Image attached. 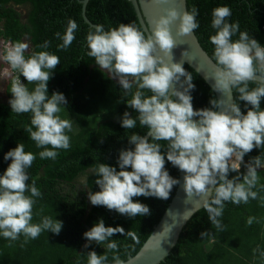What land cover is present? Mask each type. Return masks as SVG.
<instances>
[{
  "label": "clouds",
  "instance_id": "obj_1",
  "mask_svg": "<svg viewBox=\"0 0 264 264\" xmlns=\"http://www.w3.org/2000/svg\"><path fill=\"white\" fill-rule=\"evenodd\" d=\"M154 2L159 4L164 0ZM197 15L195 7L182 14L174 8L167 9L165 15L153 21L151 35L134 23H121L107 31L98 24L88 32L87 55L94 58L97 67L106 70L126 94L131 93L127 107L138 113L132 118L130 112L125 111L121 127L133 129L139 121L140 126L147 129L146 136L133 133L127 138L134 148L119 152V171L105 163L96 166L95 175L99 178L94 183L100 190L88 192V200L93 206H103L128 218L150 215L149 207L134 202L133 198H170L180 180L166 170V161L185 173L183 190L187 198L210 197L204 200L203 206L217 228L221 227L218 217L223 213L225 202L240 205L247 204L249 199H257L258 193L253 189L259 182L257 169L264 168V161L259 155L245 164L244 157L254 149H264V110H261L264 47L246 31H240L238 22H228L232 15L228 6L213 9L211 27L216 31L209 41L214 46L217 65L212 77L214 90L231 93L236 89L238 101L245 102L250 108L244 114L237 100L223 106L221 101L212 98L210 107L196 110L191 95L195 88L193 78L183 63L173 62L172 50L177 44L171 25L179 20L177 35H189L199 27ZM77 28L75 20L70 18L65 33L62 36L56 33L62 40L60 49H67L72 44ZM237 33L238 39L233 40ZM4 43L0 58L13 72L19 73L11 80L12 98L8 102L11 112L32 114L31 126H26L25 131L37 148L44 149L39 152L41 159L55 160L57 150L70 148V137L66 132L72 130V122L60 116L61 106L68 103L65 96L58 92L48 95L47 85L60 59L48 51H34L26 56L27 43ZM39 47L46 49L48 42ZM21 76L27 85H35L33 90L21 82ZM181 77H185L187 85L183 91L174 88ZM250 82L257 86L250 89ZM134 85L136 90L133 92ZM145 90L151 95H146ZM159 141L167 142L166 150L162 151ZM4 160L11 163L0 175V235L11 241L17 240L21 234L36 239L43 231L59 235L63 222L58 219L46 216L40 223H32L36 203L33 198L41 197V192L35 181L29 186L26 170L36 156L26 152L23 143H18L4 155ZM241 165L246 169L243 174ZM129 168L131 171L127 170ZM230 172L237 175L229 179ZM82 183H87V177ZM29 192L30 195H26ZM253 220L249 217L248 224L251 225ZM116 233L139 243L136 233H125L122 227H106L103 219L83 237L89 244L95 241L101 245ZM204 235L207 233L202 232L201 236ZM107 250L118 252L117 242H108ZM87 257V264H105L108 260L106 253L98 255L95 251L88 252ZM112 259L114 264H125L118 255H113Z\"/></svg>",
  "mask_w": 264,
  "mask_h": 264
},
{
  "label": "trees",
  "instance_id": "obj_2",
  "mask_svg": "<svg viewBox=\"0 0 264 264\" xmlns=\"http://www.w3.org/2000/svg\"><path fill=\"white\" fill-rule=\"evenodd\" d=\"M187 11L195 7L198 10L196 22L199 27L194 30L201 47L216 63L213 56L214 46L209 37L215 34L211 27L212 11L219 6H228L232 15L230 23H239L240 31H246L264 47V0H186ZM24 7L26 18L21 20L17 8ZM85 22L82 15V5L79 0H0V37L4 42H22L27 38L32 52L48 51L60 59L48 82V95L53 92L62 93L67 105L61 106V118L72 122V130L66 132L70 137V148L57 150L55 160L41 159L30 135L25 131L31 126V113L16 114L11 112L9 100L12 98L10 87L7 88V102H0V175H3L10 160L5 161L4 155L14 149L18 143H23L26 152H32L36 160L28 168V184L35 181L41 192V197H34L32 223H40L43 217L63 222L59 235L43 231L38 238H26L23 234L15 240L5 239L0 235V264H78L87 263V253L95 251L98 255L107 254L106 262L114 263L113 255H118L125 261L133 256L143 245L158 223L169 202L174 196V187L168 200L154 197H135L134 202L147 205L150 215L128 218L116 211L103 206H93L88 200V192L99 191L94 183L97 177L95 168L99 163L118 167L119 152L134 148L127 138L136 133L144 136L146 128L137 121L133 129L121 127V119L125 111L132 118L138 113L127 107L132 98L126 94L119 84L95 64L94 58L87 55L89 49L86 36L96 25H102L107 31L118 27L121 23H134L140 27L132 3L129 0H89L85 8ZM78 25L75 39L67 49H60L61 36L67 28L69 19ZM142 30V29H141ZM239 33L233 36L238 39ZM48 47H39L45 42ZM184 69L189 72L195 85L191 91L194 109L210 107V100L216 99L215 94L205 81L188 65ZM19 75V73H17ZM22 83L27 85L23 76ZM255 82L249 83V88L256 87ZM29 90L35 85L28 84ZM135 85L133 92L135 91ZM233 90V99L237 100L241 111L246 114L250 106L238 101V93ZM146 95H151L145 90ZM261 110H264V98L261 100ZM35 130V129H33ZM150 139V138H149ZM162 151L167 149L166 141H159ZM50 148V146H49ZM261 155L264 161V149H254L244 157L247 164L251 158ZM166 170L179 179L178 168L166 161ZM131 171V169H127ZM241 174L246 172L241 165ZM259 182L253 191L258 193L255 200L249 199L247 204L240 205L225 202L223 213L218 219L221 227L217 228L209 219L205 208L197 211L184 227L179 240L170 254L159 264H264V168L257 169ZM237 173H229V179ZM87 177V183H82ZM76 185L81 188L74 191ZM63 186L71 192H63ZM26 195H30L26 193ZM253 217V223L248 224V218ZM103 219L106 227H122L125 233H136L139 243L131 237L116 233L108 241L99 245L95 241L90 244L83 234L95 223ZM202 232L207 235L201 236ZM115 240L119 251L107 250V243ZM89 244V247H84Z\"/></svg>",
  "mask_w": 264,
  "mask_h": 264
},
{
  "label": "water",
  "instance_id": "obj_3",
  "mask_svg": "<svg viewBox=\"0 0 264 264\" xmlns=\"http://www.w3.org/2000/svg\"><path fill=\"white\" fill-rule=\"evenodd\" d=\"M89 0H79L82 5V15L86 23L89 21L85 17V8ZM134 8L136 17L142 31L151 35L154 28L153 21L158 20L160 16L165 15L167 9H176L182 14L187 11L186 0H164L162 3H155L154 0H129ZM179 20L171 25V33L177 46L172 50L173 62L188 65L197 73L215 94L217 100L221 101L223 106L233 102V90L231 93H221L214 90L215 81L212 79L217 70L216 63L201 47L195 32L178 36L177 31ZM184 53V55H182ZM161 55H163L161 53ZM167 61V58H165ZM185 77H181L179 83L174 84V88L183 91L187 85L184 83ZM183 85V87H181ZM193 104V103H192ZM194 107V106H193ZM223 110V108L221 109ZM193 119H196L195 117ZM147 133L144 135L146 136ZM180 184L177 185L174 196L169 202L166 210L158 223L153 227L149 237L133 255L128 256L125 264H159L171 252L177 244L180 234L191 217L204 206V200L210 197L187 198L184 192L183 177L184 172L178 169ZM211 192V188L209 189ZM87 264V263H78ZM105 264H114L105 262Z\"/></svg>",
  "mask_w": 264,
  "mask_h": 264
},
{
  "label": "rangeland",
  "instance_id": "obj_4",
  "mask_svg": "<svg viewBox=\"0 0 264 264\" xmlns=\"http://www.w3.org/2000/svg\"><path fill=\"white\" fill-rule=\"evenodd\" d=\"M18 11L20 13H22L21 15V20L26 18V10L24 9V7H20L17 8ZM22 42L27 43L29 45L28 49L26 50L25 53H28L31 49V44L29 42V40L27 38H23ZM4 41L2 40V38L0 37V57H2V52L4 51V47H5ZM7 72V74H6ZM105 72L107 73V75L109 77H111V75L105 70ZM17 76L16 72H13L9 65L4 62L2 60V58H0V102H7V97H6V92H7V88L11 86V80ZM112 78V77H111ZM22 82V81H21ZM117 82V81H116ZM81 187L79 185H76L74 191H77L78 189H80ZM63 192H71V189L68 188L67 186H63Z\"/></svg>",
  "mask_w": 264,
  "mask_h": 264
}]
</instances>
